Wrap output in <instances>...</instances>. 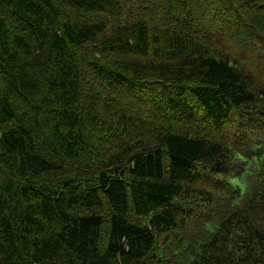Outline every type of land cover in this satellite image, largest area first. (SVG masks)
Returning <instances> with one entry per match:
<instances>
[{
	"label": "trees",
	"instance_id": "1",
	"mask_svg": "<svg viewBox=\"0 0 264 264\" xmlns=\"http://www.w3.org/2000/svg\"><path fill=\"white\" fill-rule=\"evenodd\" d=\"M0 264H264V0H0Z\"/></svg>",
	"mask_w": 264,
	"mask_h": 264
}]
</instances>
